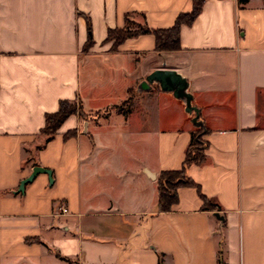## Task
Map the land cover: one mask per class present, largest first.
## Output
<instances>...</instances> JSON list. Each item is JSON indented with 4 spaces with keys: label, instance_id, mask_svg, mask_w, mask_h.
Instances as JSON below:
<instances>
[{
    "label": "crops",
    "instance_id": "crops-1",
    "mask_svg": "<svg viewBox=\"0 0 264 264\" xmlns=\"http://www.w3.org/2000/svg\"><path fill=\"white\" fill-rule=\"evenodd\" d=\"M191 7L0 0V264H264V0H204L174 50L152 33L106 39L127 15L166 28ZM158 67L188 82L207 147L185 172L219 209L180 186L158 210V175L181 168L196 129L171 91L136 90ZM61 99L83 114L45 141ZM36 164L52 182L38 172L17 191Z\"/></svg>",
    "mask_w": 264,
    "mask_h": 264
},
{
    "label": "trees",
    "instance_id": "trees-1",
    "mask_svg": "<svg viewBox=\"0 0 264 264\" xmlns=\"http://www.w3.org/2000/svg\"><path fill=\"white\" fill-rule=\"evenodd\" d=\"M245 2L246 0H238ZM204 0H191V10L181 12L177 15L174 23L166 28H151L144 21L139 22L128 17L125 18V25L121 27L109 28L106 39L112 40V46L121 43L125 38L136 36L142 33H152L155 40V49L174 50L179 48V28L181 24H190L199 13ZM129 98L125 99L116 107L123 109L122 105L127 103ZM121 106V107H120ZM72 113L83 114L76 101L61 99L56 111L45 114V124L41 131L46 134V140H49L63 120ZM207 130L203 131L201 126H196L192 132L189 144L185 151V157L180 169L163 170L159 173L157 179V206L159 211H167L177 201V188L180 186H194L203 200V209H219V205L208 199L201 193L199 185L196 184L185 172L186 167L191 163L200 164L205 160V148L207 141L203 138ZM70 132L65 134L69 135Z\"/></svg>",
    "mask_w": 264,
    "mask_h": 264
},
{
    "label": "water",
    "instance_id": "water-1",
    "mask_svg": "<svg viewBox=\"0 0 264 264\" xmlns=\"http://www.w3.org/2000/svg\"><path fill=\"white\" fill-rule=\"evenodd\" d=\"M153 82L158 83L162 90L171 91L176 98L182 100L185 105V110L189 113H194L192 117L193 124L201 126L203 131H205L203 120L199 115V108L191 102L192 94L188 90V82L184 76L172 68L158 67L149 72L145 78L138 83L136 90L140 92L149 87L150 83ZM38 172L47 173L49 181L52 182L51 170L36 164L32 166L31 172L20 180L17 191L23 192L25 184L31 181ZM214 215L221 221L223 220V215L219 212L215 211Z\"/></svg>",
    "mask_w": 264,
    "mask_h": 264
},
{
    "label": "built area",
    "instance_id": "built-area-1",
    "mask_svg": "<svg viewBox=\"0 0 264 264\" xmlns=\"http://www.w3.org/2000/svg\"><path fill=\"white\" fill-rule=\"evenodd\" d=\"M66 210H67V207L64 206V205H62V206H61V211H62V212H65Z\"/></svg>",
    "mask_w": 264,
    "mask_h": 264
},
{
    "label": "rangeland",
    "instance_id": "rangeland-1",
    "mask_svg": "<svg viewBox=\"0 0 264 264\" xmlns=\"http://www.w3.org/2000/svg\"><path fill=\"white\" fill-rule=\"evenodd\" d=\"M137 17H138V16H137ZM126 105H127V103L123 104L122 107L124 108V107H126ZM120 107H121V106H120Z\"/></svg>",
    "mask_w": 264,
    "mask_h": 264
}]
</instances>
